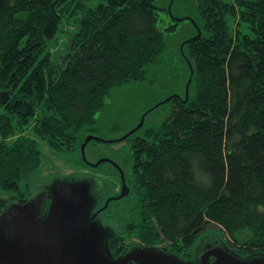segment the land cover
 <instances>
[{"label": "trees", "instance_id": "obj_1", "mask_svg": "<svg viewBox=\"0 0 264 264\" xmlns=\"http://www.w3.org/2000/svg\"><path fill=\"white\" fill-rule=\"evenodd\" d=\"M195 1L204 25L185 44L184 97L166 120L120 141L130 192L100 214L115 231V256L139 243L193 259L205 237L242 256L264 253V0ZM90 2L0 0V186L13 196L50 176L41 174L47 149L83 163L112 87L154 66L182 72L157 0ZM66 16L75 26L56 58L50 46ZM99 181L116 193L113 175Z\"/></svg>", "mask_w": 264, "mask_h": 264}, {"label": "water", "instance_id": "obj_2", "mask_svg": "<svg viewBox=\"0 0 264 264\" xmlns=\"http://www.w3.org/2000/svg\"><path fill=\"white\" fill-rule=\"evenodd\" d=\"M201 33L198 28V34L189 40L200 37ZM188 87L189 84L186 97ZM176 97L181 95L169 96L164 102ZM145 116L135 128L116 140L87 135L81 145L83 160L92 167L115 163L110 158L90 162L86 156L87 145L91 141H123L143 126ZM121 175V193L107 199L105 206L98 210L100 197H96L93 188H100L101 182L91 174L70 178L50 176L35 185L26 197H0V264H264V253L242 256L225 242H213L209 237L202 239L193 259L139 243L129 245L115 256L110 247L115 231L110 224L102 222L99 212L111 200L129 194L130 187L122 169Z\"/></svg>", "mask_w": 264, "mask_h": 264}, {"label": "rangeland", "instance_id": "obj_3", "mask_svg": "<svg viewBox=\"0 0 264 264\" xmlns=\"http://www.w3.org/2000/svg\"><path fill=\"white\" fill-rule=\"evenodd\" d=\"M97 1L92 0L90 3L95 4ZM157 5L160 10L158 26L165 33L168 50L179 61L178 68L182 72L179 73V71L175 72L161 66H154L150 68L144 79H133L127 83L112 87L107 96L104 109L97 114V130L93 134L98 137L106 140L119 139L135 128L144 114H146V125L160 123L168 118L174 107L173 99L164 102L165 99L175 94H180L181 97H184V82L188 77L189 71V63L183 55V52L188 53L186 51L188 47L185 44L190 38L198 34V28L201 29L204 22L198 12L195 0H157ZM73 20V17L67 19L66 16L64 23L60 26L59 39L51 43L50 50L56 58L69 46L71 32L68 29L75 26ZM172 24L177 26L175 30L170 31L168 27ZM179 75L183 78V82H181ZM179 79L180 84L178 82ZM48 152H51V150L47 149V153L45 152L46 158L41 165L42 173H40L44 178L48 175L70 178L78 174H91L103 178L101 175H106L109 172L113 175L112 172H114L112 165L107 162L101 163L98 167H92L85 161L74 165L65 161L64 157ZM129 152L126 142L92 141L86 147V156L90 162L95 163L102 158H115L124 169L128 167ZM30 172L28 171L29 174ZM28 175L26 174L25 176L24 181L26 183H33L35 180L40 179L36 178L39 173L33 177ZM5 190L0 186V197L6 194L13 195ZM108 196L106 195V197L100 199L96 209L106 204L105 201ZM99 217L101 218V215ZM218 235V233L215 234V236ZM249 235L250 231L248 229L236 233V236L241 240ZM210 240L216 241L213 238H210Z\"/></svg>", "mask_w": 264, "mask_h": 264}, {"label": "flooded vegetation", "instance_id": "obj_4", "mask_svg": "<svg viewBox=\"0 0 264 264\" xmlns=\"http://www.w3.org/2000/svg\"><path fill=\"white\" fill-rule=\"evenodd\" d=\"M112 159V158H111ZM123 159V158H122ZM113 161L115 162V163H111V162H107V163H110L111 165H112V167H113V169H114V172H112L113 173V176H114V178H116V187L114 188V190H116V193L115 194H111V195H109L108 197H107V199H109L110 197H114V196H117V195H119L120 193H121V191H122V187H123V177H122V175H121V169L124 171V177H125V180H126V183H127V185H128V180H127V178H126V172H125V169L124 168H122L121 167V164H120V162L119 161H117L115 158H113ZM123 162H125V161H123ZM111 172H109L108 174H106V175H104L105 177H108L109 175H111L110 174ZM94 176V178H98L99 179V177L98 176H96V175H93ZM102 177H103V175H101ZM94 181H95V179H93ZM129 186V185H128ZM112 187L111 186H106V185H103L102 186V184H101V187L100 188H96V187H94L93 188V191L95 192V194H97L96 195V197H100L99 198V200L100 199H103L106 195L104 194V189H106V190H110ZM103 191V192H102ZM102 197V198H101ZM107 199H106V201H107ZM99 200H98V202H99ZM106 201H105V203H106ZM113 201H116V200H111L109 203H108V206L106 207V208H104L103 210H101L100 212H99V215L100 214H102L110 205H111V203L113 202ZM105 205H103L102 207H104ZM102 207H99V209H102ZM97 210H98V208H97Z\"/></svg>", "mask_w": 264, "mask_h": 264}]
</instances>
